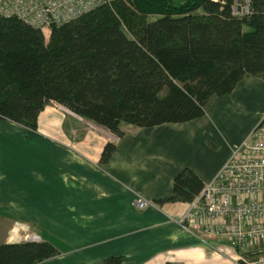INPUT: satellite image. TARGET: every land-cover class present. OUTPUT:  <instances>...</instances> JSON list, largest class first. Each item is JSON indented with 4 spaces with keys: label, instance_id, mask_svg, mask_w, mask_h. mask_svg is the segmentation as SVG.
<instances>
[{
    "label": "trees",
    "instance_id": "obj_1",
    "mask_svg": "<svg viewBox=\"0 0 264 264\" xmlns=\"http://www.w3.org/2000/svg\"><path fill=\"white\" fill-rule=\"evenodd\" d=\"M231 2L112 0L52 26L49 39L0 14V120L36 130L55 103L121 138L122 124L145 128L206 115L244 76L264 81V0H253L245 18L232 15ZM115 150L107 143L100 162ZM204 186L186 167L171 195L157 201L191 203ZM59 254L47 240L0 244V264H41Z\"/></svg>",
    "mask_w": 264,
    "mask_h": 264
},
{
    "label": "crops",
    "instance_id": "obj_2",
    "mask_svg": "<svg viewBox=\"0 0 264 264\" xmlns=\"http://www.w3.org/2000/svg\"><path fill=\"white\" fill-rule=\"evenodd\" d=\"M50 106L36 131L0 120V244L30 241L22 236L34 232L60 250L41 264H101L119 255L123 264H235L241 256L257 261L248 256L255 248L262 252L259 247L241 250L203 229L183 227L188 203L157 200L171 195L173 178L186 167L205 185L216 178L232 149L264 117L263 79L244 76L213 113L188 122L122 124L121 138L78 131L73 117ZM14 137L24 144H8ZM29 137L36 145L28 144ZM108 142L116 150L102 164ZM139 198L150 201L148 207L138 209ZM15 222L22 239L10 237Z\"/></svg>",
    "mask_w": 264,
    "mask_h": 264
},
{
    "label": "built area",
    "instance_id": "obj_3",
    "mask_svg": "<svg viewBox=\"0 0 264 264\" xmlns=\"http://www.w3.org/2000/svg\"><path fill=\"white\" fill-rule=\"evenodd\" d=\"M226 4L228 0H214ZM112 0H4L0 14L17 17L36 28L59 26L79 18ZM232 15L249 17L253 0H232ZM135 205L143 210L149 203L139 198ZM203 229L210 238L222 237L236 248L264 242V117L242 145L232 150L223 169L190 203L180 224ZM184 227H186L184 225ZM31 240H39L32 237ZM264 264V257L249 262L244 257L235 264Z\"/></svg>",
    "mask_w": 264,
    "mask_h": 264
},
{
    "label": "rangeland",
    "instance_id": "obj_4",
    "mask_svg": "<svg viewBox=\"0 0 264 264\" xmlns=\"http://www.w3.org/2000/svg\"><path fill=\"white\" fill-rule=\"evenodd\" d=\"M176 2H180V1H182V0H175ZM201 12V11H200ZM157 17L156 16H151V17H149V19L150 20H155ZM51 28L52 27H50V28H45V29H43V31H44V33H45V36H46V39H49V36H50V31H51ZM52 105L53 106H50L49 107V109H51V108H54V106H56V105H58V104H54V103H52ZM57 109L58 110H60L62 113H65L68 117H73V119H72V122L73 123H75V127H77V125H76V122H78L79 123V130L78 131H90V130H93L96 134H98L99 136H101L103 139H105V137H111L112 135H113V133H111L108 129H106L105 127H103V126H99V125H97L96 123H94V122H92V121H90V120H87V119H85V118H83V117H81V116H79V115H76V114H74L73 112H71L70 110H68V109H66L65 107H63V106H60V105H58V107H57ZM212 111L210 110V113H211ZM213 113V112H212ZM210 115V114H209ZM209 117V116H208ZM20 125V124H19ZM125 126H127L126 124H124ZM22 127H25L26 129H29V130H31L32 131V129H30V128H27L26 126H24V125H21ZM38 127V126H37ZM75 127H72L71 128V130H75ZM24 128V129H25ZM74 128V129H73ZM121 128H122V126H121ZM37 130V129H36ZM36 130H34V131H36ZM73 135H74V133H73ZM75 135H76V132H75ZM35 138H33V137H29V142H28V144L29 145H36V144H33L34 143V140ZM7 142H8V140L7 139H5ZM24 140V139H23ZM108 143H110V142H108ZM8 144H12V145H16V144H24V143H19V141L17 140V137H14V139H11V141H9L8 142ZM242 145V144H241ZM241 145H239V146H236V147H234L235 149H237V148H239ZM233 148V149H234ZM232 149V150H233ZM220 173V172H219ZM144 199V198H143ZM149 204H150V201H148L147 199H145ZM189 205H190V203H188ZM188 208H189V206H188ZM181 220V219H180ZM180 220H179V222H180ZM182 225V224H181ZM186 227L185 228H188V229H194V228H196V229H199L198 227H193V226H191V227H189L188 226V224L186 223V224H184ZM184 225H182L183 227H184ZM14 227H13V232L11 233V235H10V237H12L14 240L18 237L19 239H22V237H23V239H29L30 241H31V239L30 238H32V237H36V236H38L39 237V235H37V234H35L34 232H28L27 234H25V236H22V237H20L21 235V232H20V229L18 228L19 227V225H18V223H14V225H13ZM46 236H48V235H46ZM40 238V237H39ZM40 240V239H39ZM51 240V239H50ZM34 241V240H33ZM36 241H38V239L36 240ZM255 247H258V245L257 246H255ZM259 250L260 251H262V252H259L258 251V249H253V251H254V253H252L251 255H249L248 257L250 258V261H255V260H259L260 258H262V257H264V242H262L260 245H259Z\"/></svg>",
    "mask_w": 264,
    "mask_h": 264
}]
</instances>
